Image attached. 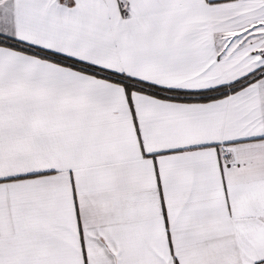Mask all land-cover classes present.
<instances>
[{
	"label": "snow or ice",
	"instance_id": "obj_1",
	"mask_svg": "<svg viewBox=\"0 0 264 264\" xmlns=\"http://www.w3.org/2000/svg\"><path fill=\"white\" fill-rule=\"evenodd\" d=\"M0 264H264V0H0Z\"/></svg>",
	"mask_w": 264,
	"mask_h": 264
}]
</instances>
